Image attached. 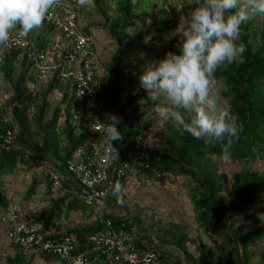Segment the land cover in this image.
Returning a JSON list of instances; mask_svg holds the SVG:
<instances>
[{
    "label": "trees",
    "instance_id": "obj_1",
    "mask_svg": "<svg viewBox=\"0 0 264 264\" xmlns=\"http://www.w3.org/2000/svg\"><path fill=\"white\" fill-rule=\"evenodd\" d=\"M91 1L93 11L102 20L86 25L83 31L88 33L93 28H102L115 46L110 59L100 67L103 79L96 77L99 91L94 103L102 115L113 113L121 118L118 125L121 139L114 141L118 155L108 169L111 184L103 206L87 203L81 195L78 180L66 169L67 161L75 158L79 148L86 150L81 155L85 159L93 144L102 141V136L83 121L84 115L80 123L73 124L71 117L76 97L71 81L60 80L55 74L36 93H31L26 87V80L31 77L28 74L31 63L27 58L30 50L26 49L19 58L20 50L11 49L3 53L0 64V79L9 82L10 89L5 101L0 102V224H3L4 233L8 223L3 218L13 210L25 212L23 220L38 225L47 239L75 236L77 250L84 251L89 258L100 255L90 250L92 243L87 239L91 235L122 229L127 233L126 241L136 251L156 252L159 264H264V220L259 219L264 212L256 215L257 210L252 209L264 198V167L262 170L252 169L254 163L264 161V15L259 25L249 20L241 26L237 43L244 46L245 52L234 63L219 68L214 76V81L220 83L219 97L226 104L223 108L238 115L243 125L239 138L225 157L220 145H205L170 121L164 119L159 129L151 131L148 123L141 122L143 108L152 104L140 87L139 76L146 62L153 58L148 55L146 59L142 55L134 60L130 58L129 51L134 42L130 40L128 29L137 27V23L146 18V8L141 7L140 0H113L111 13L106 0ZM166 1L163 0L160 10L155 9L157 13L144 34V40L151 43L162 41L160 36L173 26L175 8ZM45 39L38 35L29 48L44 50ZM135 41L149 50L147 42L141 38ZM175 42V38L168 41L157 58H163L169 51L177 52ZM138 65L142 66L139 70L136 69ZM54 93L60 95L56 104L50 101ZM7 112L10 118L6 121ZM8 129L12 132V139L5 143ZM137 135L152 136L147 167L139 166L135 160L134 138ZM224 158L241 163V168L230 174L227 189L223 187L220 172L219 159ZM36 160L45 163L41 176L45 180L46 194L50 196L42 214L28 211L35 192V179L28 184L18 204L13 205L5 195L9 185L4 178L17 170L29 168ZM123 161L128 162V167L123 174H118L116 168ZM133 168H137L135 180L138 183L156 182L167 177L172 184H177L178 177H182L180 184L190 201L197 228L203 230L207 238L197 237V252L187 247L189 233L184 225L163 223L159 218L147 223L149 217L130 210L131 201L124 189L132 178ZM51 170L64 175L60 187L53 185ZM115 183L122 186V203H118L112 194L111 186ZM56 192L58 194L53 196ZM78 211L82 214V223L65 229L62 218ZM249 220L257 221V225L249 227ZM6 239L11 252L3 255L4 250L0 247V264L64 262L52 252L25 249ZM102 258L98 260L101 262Z\"/></svg>",
    "mask_w": 264,
    "mask_h": 264
},
{
    "label": "built area",
    "instance_id": "obj_2",
    "mask_svg": "<svg viewBox=\"0 0 264 264\" xmlns=\"http://www.w3.org/2000/svg\"><path fill=\"white\" fill-rule=\"evenodd\" d=\"M168 4L180 6L178 0H168ZM83 7L76 4V0H57V3L47 13L42 25L38 29L37 35L33 31L26 37H19L18 30L10 33V40L6 46L0 48V64L3 61V53L11 49L20 50V56L26 49L28 51V62L31 69L28 74L31 76L26 80V87L31 93H36L49 78L57 75L60 80H70L75 90L76 106L72 112L73 124L81 121L88 123L92 130L102 136L101 142L93 144V148L85 159L81 155L85 153L84 148H79L75 158L68 160L66 169L78 180L81 195L87 203H96L103 206V199L108 192V169L114 163L118 155L116 146L105 144L102 133V123H106V115H102L94 99L99 91V68L101 63L98 60V52L95 49L94 39L91 32H84L87 25L83 22ZM41 39L46 37L44 50L29 48L33 45L37 36ZM3 89L5 95L2 96ZM9 82L0 79V102H4L8 97ZM60 96V95H59ZM10 118L9 112L5 120ZM101 123V124H100ZM12 139L11 130H7L4 136L5 143H10ZM149 137L137 135L134 138L135 160L139 166L147 167L151 148ZM128 162L116 168L118 174H123ZM137 168L132 169V175L128 182L134 183ZM50 177L53 185L60 187L64 175L51 170ZM125 194V192H124ZM25 212L16 213L9 211L3 220L7 224L6 237L23 246L25 249L45 250L60 256L63 264H159L158 255L152 250L136 251L131 243L127 242V233L122 229H112L99 231L91 235L88 243H92L91 251L99 252L93 258L85 255L84 251H78L76 244L78 239L73 235H65L59 239H47L40 231L38 225L28 223L23 220ZM109 222L107 221V224ZM104 257L103 261H99ZM103 259V258H102Z\"/></svg>",
    "mask_w": 264,
    "mask_h": 264
},
{
    "label": "clouds",
    "instance_id": "obj_3",
    "mask_svg": "<svg viewBox=\"0 0 264 264\" xmlns=\"http://www.w3.org/2000/svg\"><path fill=\"white\" fill-rule=\"evenodd\" d=\"M56 3L57 0H0V48L7 45L13 30H18L19 37H26L40 28ZM76 4L86 7L90 0H76ZM192 5L174 45L178 51L146 62L139 84L152 104L153 115L170 121L205 145H220L227 157L243 125L238 115L220 106L214 76L219 68L234 63L245 52L244 46L237 43L241 26L264 15V0H192ZM106 121L100 123L104 142L113 146L121 139V118L108 113ZM111 191L122 203L121 184H113ZM259 219L264 220V214Z\"/></svg>",
    "mask_w": 264,
    "mask_h": 264
},
{
    "label": "rangeland",
    "instance_id": "obj_4",
    "mask_svg": "<svg viewBox=\"0 0 264 264\" xmlns=\"http://www.w3.org/2000/svg\"><path fill=\"white\" fill-rule=\"evenodd\" d=\"M135 2L136 0H132ZM183 3H182V2ZM107 5L109 7V11L113 12V0H106ZM141 7L146 8L145 12L146 18L142 21H139L137 27L129 28L128 33L130 35V40H133L134 44L131 46L129 55L132 60L136 57L149 58L152 57V60H158L156 55H159L164 50V45L170 41L172 38L176 39V44L178 43L179 34L185 25L186 17L190 14L192 10V0H178L180 6L175 7L173 26L170 30L163 33L162 41L156 42H148L146 49L141 47L139 42L135 41L137 38H141V41L144 40V34L150 25L153 16L157 11L155 9H161V4L163 0H140ZM168 3V0L166 1ZM93 3L90 0V4L86 7H83V22L88 24L91 23H99L102 19L100 15H96L93 11ZM113 16V15H111ZM262 15H258L251 19V21L255 24H261ZM91 36L94 39V47L98 52V60L101 65L105 64L107 60L110 59L112 53L114 52V43L113 40L108 36L107 32L102 28H93L91 31ZM150 35H153L152 32H149ZM157 36V38H160ZM154 51L157 52L154 54ZM174 52V50L172 51ZM142 66H136V69L139 70ZM99 77L103 79V70L101 71L99 68ZM217 96L218 101L221 107H225V101L219 97L220 83L218 81H214L213 85ZM2 96L5 95V89L2 90ZM60 96L58 93H54L50 96V101L53 104L58 103L60 100ZM145 112L141 116V122L148 123L149 129L156 130L161 126L163 118L153 115V107L148 106L143 108L142 111ZM151 143L152 136H149ZM220 161V172L223 175V187L225 189L228 188L230 182V174L237 169L241 168V163L237 161L230 160L228 158L219 159ZM45 167L44 162L33 161L31 166L25 170H17L6 176L4 180L8 182L9 190L5 192L6 197L12 201V204H18L20 198L25 194L26 188L28 184L36 180L35 192L32 195L31 203L28 205V211L40 213L42 214L44 209L49 204L50 196L46 194V184L45 180L42 179L41 170ZM264 167V161H258L252 165V169L262 170ZM182 177H178L177 184H172L167 177H162L160 180L156 182L146 181L144 183H132L129 182L127 187L124 189L125 195L130 199L129 208L131 211L139 213L145 217H149L148 221L153 220L154 222L159 218L163 223L166 222H175L184 225L188 230V241L187 247L189 250L193 252H197L198 241L197 237L201 236L204 240H207L206 235L203 230L197 228V223L194 219V214L192 212L191 204L189 199L187 198L185 192L181 187ZM58 193H54L53 196H56ZM16 207V206H15ZM253 210H257L256 215H260V212H264V198L261 199L257 204L252 206ZM155 213L152 216V213ZM82 214L80 211L71 212L68 218H62V226L65 229H71L74 225H80L83 221ZM249 227H255L257 225V221L249 220ZM0 247L3 251V255H6L11 252V248L8 247V240L6 239L3 224H0ZM37 264H44L36 261ZM50 264H56L51 262Z\"/></svg>",
    "mask_w": 264,
    "mask_h": 264
},
{
    "label": "crops",
    "instance_id": "obj_5",
    "mask_svg": "<svg viewBox=\"0 0 264 264\" xmlns=\"http://www.w3.org/2000/svg\"><path fill=\"white\" fill-rule=\"evenodd\" d=\"M82 11H83V10H82ZM82 14H83V13H82ZM32 33H33V35H35V36H36V35H37V33H39V32L34 30Z\"/></svg>",
    "mask_w": 264,
    "mask_h": 264
}]
</instances>
